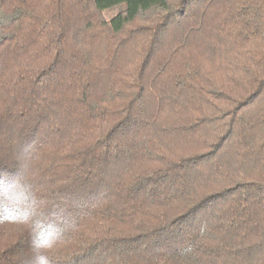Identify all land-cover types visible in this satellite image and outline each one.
<instances>
[{
    "label": "trees",
    "instance_id": "trees-1",
    "mask_svg": "<svg viewBox=\"0 0 264 264\" xmlns=\"http://www.w3.org/2000/svg\"><path fill=\"white\" fill-rule=\"evenodd\" d=\"M33 144L52 264H264V0H0V171Z\"/></svg>",
    "mask_w": 264,
    "mask_h": 264
},
{
    "label": "clouds",
    "instance_id": "clouds-1",
    "mask_svg": "<svg viewBox=\"0 0 264 264\" xmlns=\"http://www.w3.org/2000/svg\"><path fill=\"white\" fill-rule=\"evenodd\" d=\"M35 144L20 152L14 173L0 171V224H20L31 236L30 264H52L49 253L76 227L67 206H52L34 187Z\"/></svg>",
    "mask_w": 264,
    "mask_h": 264
},
{
    "label": "rangeland",
    "instance_id": "rangeland-1",
    "mask_svg": "<svg viewBox=\"0 0 264 264\" xmlns=\"http://www.w3.org/2000/svg\"><path fill=\"white\" fill-rule=\"evenodd\" d=\"M209 66H210V65H209ZM208 69H212V68H211V66H210V67H208Z\"/></svg>",
    "mask_w": 264,
    "mask_h": 264
}]
</instances>
